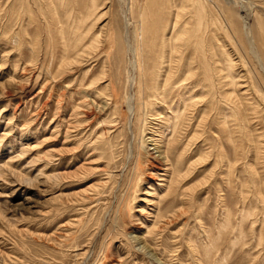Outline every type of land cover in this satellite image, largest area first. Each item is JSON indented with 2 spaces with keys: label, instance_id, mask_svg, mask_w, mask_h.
I'll return each instance as SVG.
<instances>
[{
  "label": "rangeland",
  "instance_id": "374dc122",
  "mask_svg": "<svg viewBox=\"0 0 264 264\" xmlns=\"http://www.w3.org/2000/svg\"><path fill=\"white\" fill-rule=\"evenodd\" d=\"M0 264H264V0H0Z\"/></svg>",
  "mask_w": 264,
  "mask_h": 264
},
{
  "label": "bare ground",
  "instance_id": "6f19581e",
  "mask_svg": "<svg viewBox=\"0 0 264 264\" xmlns=\"http://www.w3.org/2000/svg\"><path fill=\"white\" fill-rule=\"evenodd\" d=\"M242 14H243V15H242V16H243V20L245 21V23H246V25H247V22H248V20H247V19H248V18H247V14H246V13H243V12H242ZM247 32H248V31H247ZM249 37H250V36H249ZM247 38H248V37H247ZM251 43H252V42H251ZM251 43H250V45H249L250 48H251V53L255 55V51H254V49H253ZM174 116H175V118H178V117H177V114H175Z\"/></svg>",
  "mask_w": 264,
  "mask_h": 264
}]
</instances>
